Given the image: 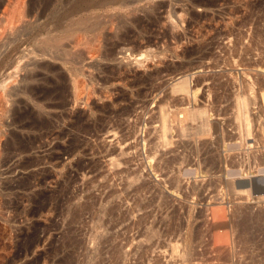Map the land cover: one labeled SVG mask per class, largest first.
<instances>
[{
  "label": "rangeland",
  "instance_id": "obj_1",
  "mask_svg": "<svg viewBox=\"0 0 264 264\" xmlns=\"http://www.w3.org/2000/svg\"><path fill=\"white\" fill-rule=\"evenodd\" d=\"M12 1L0 0L2 22L5 8L13 14L32 9L33 18L13 29H1L0 22V264H154L157 258L178 264L180 257L179 264L226 263L201 219L187 227V257L171 256L167 226L140 221L150 191L134 186L146 179L161 188L166 203L197 213L215 201L208 191L204 201L188 200L166 184L164 159L184 156L176 175L190 186L214 178L205 162L210 156L264 153V0H19L15 7ZM18 25L24 32L14 39ZM36 49L61 55L51 59ZM183 75L190 77V91L173 92ZM168 113L184 116L179 120L189 127L178 131L182 122L174 119L178 124L171 123L164 139L161 115ZM202 130L206 134L198 135ZM129 164L141 176L123 185L122 196L133 195L135 204L122 197L129 217L117 225L101 210L117 203L121 185L113 173ZM253 166L249 177L237 164L223 165L221 178L237 187L217 189V202L229 214L246 202L247 191L237 183L264 176V164ZM88 205L92 211L84 212ZM160 208L156 219L166 213ZM235 227L241 231L238 222ZM235 227L226 229L239 232Z\"/></svg>",
  "mask_w": 264,
  "mask_h": 264
},
{
  "label": "bare ground",
  "instance_id": "obj_2",
  "mask_svg": "<svg viewBox=\"0 0 264 264\" xmlns=\"http://www.w3.org/2000/svg\"><path fill=\"white\" fill-rule=\"evenodd\" d=\"M12 1V0H11ZM18 1L19 0H17L15 3H13V1L11 2L12 4V6H16V4L18 3ZM116 1V0H115ZM3 2V1H2ZM10 2V1H9ZM19 3H20V1H19ZM22 3V2H21ZM4 4V3H3ZM1 5H2V3L0 2V8H1ZM18 5V4H17ZM20 5V4H19ZM6 6H8V5H6ZM18 7V6H17ZM32 8V7H31ZM14 9V8H13ZM16 9H18V8H16ZM29 9V8H28ZM4 10V9H3ZM2 10V11H3ZM4 12V16H2V17H4L5 19H2V20H4V22H2L1 20H0V22H2V23H4L2 26H1V29L3 28H7V29H13L14 28V26L13 25H15V24H17V22L19 23L20 21H21V23L23 22L22 20H25V19H27V20H25V21H28V19H31V18H33V11H32V9H30V10H27V11H24V10H17V11H13L14 12V14L11 12V11H9V9H7V8H5V10L3 11ZM35 16V15H34ZM24 21V22H25ZM23 22V23H24ZM20 23V24H21ZM27 24H28V22H27ZM21 25H25L26 26V24H21ZM22 26V27H23ZM22 27L21 26H19L18 25V28L13 32V35H14V39H16L20 34H21V31H22ZM24 28V27H23ZM0 29V32L1 31H3V30H1ZM26 29V28H25ZM27 31V30H26ZM22 32H24V31H22ZM23 34V33H22ZM21 36V35H20ZM7 37V36H6ZM35 38H36V36H35ZM39 38V37H38ZM6 39V38H5ZM11 39V38H10ZM47 39V38H46ZM32 40H35L34 38L33 39H31V41ZM50 41V39H48L47 40V42H49ZM40 43V42H39ZM41 44H42V42H41ZM39 45V44H38ZM50 45V44H49ZM38 48V47H37ZM35 49V48H34ZM95 49V48H94ZM37 50V49H36ZM35 50V51H36ZM41 50H43V49H41ZM41 50H37L39 53H41ZM33 51V50H32ZM31 51V52H32ZM92 51V50H91ZM70 52V51H69ZM36 53V52H35ZM57 52H53V51H48V50H46V51H44L43 50V54L41 55V56H48L49 58H51V59H59V57H60V55L59 54H56ZM67 53H68V51H67ZM32 54V53H31ZM69 54V53H68ZM84 54V53H83ZM86 54V53H85ZM88 54V53H87ZM37 55H38V53H37ZM63 59V58H62ZM82 59H83V57H82ZM61 60V59H60ZM72 60H74V59H72ZM71 61V60H70ZM84 61V60H83ZM64 62V61H63ZM17 70L18 69H20V67L19 66H16L15 67ZM51 71V70H50ZM77 71V70H76ZM189 71V70H188ZM191 71V70H190ZM185 72V71H184ZM4 72H2V74H3ZM72 74V73H71ZM178 75V74H177ZM33 76H36L35 74L34 75H31V76H29L28 77V79H27V81L26 82H31L32 80H34V79H32L33 78ZM186 76H187V78H186ZM186 76H184L183 75V77H184V79L180 82V83H178V84H176V85H174L173 86V92H187L188 93V91H190V89H191V87H190V81L188 80L189 78H188V76L189 75H186ZM171 78H173V77H171ZM180 78V77H179ZM84 78H82V80H83ZM25 81V80H24ZM76 81H77V79H76ZM79 81H80V78H79ZM83 81H81V83H82ZM79 83V82H78ZM77 83V84H78ZM76 84V85H77ZM86 84V83H85ZM79 85V84H78ZM83 85V84H82ZM171 85V84H170ZM77 88H78V86H76ZM82 88V87H81ZM84 91H86L85 90V88H84ZM81 93H83L84 94V92L82 91ZM82 95V94H81ZM180 96V95H179ZM34 101H35V103H37V100H35V99H33ZM81 100H83V99H81ZM40 102V101H39ZM244 102V101H243ZM181 103V102H180ZM239 103V102H238ZM40 104V103H39ZM167 104V103H166ZM204 105V104H203ZM40 106V105H39ZM172 107V106H171ZM182 107V106H181ZM45 108V107H44ZM185 109H187L188 110V108H185ZM192 109V108H191ZM162 111V110H161ZM164 111V110H163ZM199 111H200V109H199ZM178 112V111H177ZM184 112V111H183ZM208 111H203V112H201V119L202 120H205V117H207L208 116ZM44 114V113H43ZM126 114H128V111L127 110H125L124 112H123V116L124 115H126ZM173 114V113H172ZM170 115H171V113H170ZM179 115V113H177V116ZM185 115H186V111H185ZM192 112H191V110H188V112H187V117L189 118V117H191L192 118ZM197 116H199V115H197ZM196 115H195V117L194 118H196L197 117ZM184 116H182V118H183ZM180 118V117H179ZM179 118L178 117H176L175 116V118H173L172 116L170 117L169 116V113H168V115H166V114H162L161 115V126H160V132H161V134L160 135H162L163 137H164V139H165V137H166V135L168 134V131L170 130L171 131V123L173 122L175 125H176V123L178 124V122H176V121H178L179 120ZM182 118H180V119H182ZM193 118V119H194ZM174 119L176 120L175 122H174ZM190 119V118H189ZM195 120V119H194ZM248 120H249V118H248ZM181 120H179V122H180ZM182 121H183V119H182ZM181 121V122H182ZM198 121H199V119H198ZM196 122V121H195ZM204 122V121H203ZM204 124H205V122H204ZM214 124V123H213ZM250 124H251V122L250 121H248V124H247V129L248 130H250ZM175 125H173V126H175ZM186 125H188V124H186ZM183 122L182 123H180V124H178V125H176V127L178 126H180L181 128V130L182 131H185V130H187L188 129V127L186 126ZM202 125V124H201ZM196 126H197V124H196ZM177 127V128H178ZM199 127H201V126H199ZM204 127V126H203ZM202 127V128H203ZM215 127V126H214ZM173 128V127H172ZM176 129V128H175ZM179 128L177 129L178 131L180 130ZM219 129V128H218ZM221 129V128H220ZM194 130V129H193ZM199 130V129H198ZM219 131V130H218ZM186 132H188V131H186ZM181 133V132H180ZM208 133V132H207ZM250 133V132H249ZM182 134V133H181ZM197 134L198 135H204V134H206V131L205 130H202V131H198L197 132ZM214 134V133H213ZM198 135H197V138H198ZM112 136V135H111ZM130 136V135H129ZM218 135H216V137H217ZM200 137V136H199ZM161 138V137H160ZM213 138V137H212ZM196 139V138H195ZM211 139V138H210ZM210 139H207V140H210ZM215 139V138H214ZM212 142V141H211ZM218 142H219V140H218ZM168 144V143H167ZM183 145V144H182ZM178 146V145H177ZM252 149V148H251ZM251 151V150H250ZM258 151V150H257ZM253 152V151H252ZM176 155V154H175ZM246 156V155H245ZM211 158L210 159H207L206 158V164L204 163V165H206L207 166V168L208 167H210L211 168V170L213 171V179L212 180H210L208 183H206V184H192V185H190V186H184L183 184H181L180 182H179V179H178V177H177V175H176V172H178V164L182 161H184L185 160V158H184V156H173V157H168V159L166 158V159H164V161L165 162H163L164 164L161 166V168L162 169H164V174H163V176H164V178H165V182H166V184L168 183L169 185H170V187H172V188H175L176 190H177V192L178 193H180V194H182L183 193V195L186 197V198H188V200L191 198V197H193V201H195V198H196V200H200V201H204V199L206 200V195H204L203 196V194H204V192L205 191H208V195L207 196H209L210 197V200H214L215 202H213V204H210V205H208L207 207H203L204 209H202L201 208V210L200 211H198L197 213H195V209L191 206V207H188L187 205H184V204H177V205H174V203H173V205L172 204H170V200H167L168 202H169V204H168V202L166 203V196L165 195H163L162 196V190H161V188H158L157 189V185L155 186V185H151V186H149L148 185V183H150V182H148L147 183V181H146V179H144V180H142V181H145V182H139V185H136V186H134V187H136L135 189H137V191H139V190H143V189H147L146 191H150L149 192V199H148V201L147 202H144V203H142L143 204V206H144V208L146 207V212L143 214V216L141 215V218H140V221L141 222H144V223H147V222H152L153 224H154V226H152V228H154V229H156L157 228V225H156V222L158 223V222H160V220H161V222L163 223V224H165L166 226H167V230H168V232H169V234L171 235V239L170 240H172L171 242V244L169 245V249L171 250L170 252H171V256H174L175 254L176 255H180L179 253H181L182 254V258H184V257H187V255L189 254V245H190V235H188V229H187V227H188V225H189V223H191L192 221H195V220H198V219H201V220H204V223H206L207 224V226H209V228L211 229V231L212 232H210V234H211V237H210V243L213 245L212 247H214V249L215 250H217V251H219L220 253H223L224 255H223V257H225L224 259H225V261H226V263H224V264H264L263 263V259H264V247H261V244L262 245H264L263 244V241H264V205L262 206V207H257V208H255V207H253V206H251L250 204H251V201L252 200H257V202H264V176H261V177H258V178H251L249 181H241V182H239V183H237L238 184V186H243L242 188L244 189L243 191H247V197L246 198H243V199H246V202H238L236 205H235V207H234V210H232V212L229 214L228 212H227V209H226V207L224 206V205H222L220 202H217V200H218V197L216 196V194H217V189H218V187L221 185H223V187L226 185V187H228V189H232V191L234 190V189H237V187H236V184H235V181H230L229 180V182H225L222 178H221V175H222V172H223V165L225 164L226 166H229V164H231V165H233V164H237V165H239V166H241V174H245L246 176H249L252 172H253V164L255 165L256 164V166L258 165V164H264V153H261V152H253V153H251V152H248V155L245 157V159H244V156L242 157H240L239 155H234V156H228V157H226L225 159L224 158H222L221 156H218V155H215V156H210ZM162 164V163H161ZM160 165V164H159ZM202 165V164H201ZM157 166V165H156ZM124 167H126V168H123V167H121L120 169H116V171L114 170V172L115 173H113V174H116L117 176V181H116V179H115V181H116V183H117V185H121V188L120 189H118L117 190V197L120 199H116L117 200V203L116 204H114V205H112V206H110V207H102L103 209L101 210V213L102 214H106V215H113L114 217H115V221L117 222V225H121V224H124L125 225V222L127 221V219H128V212H129V210L128 209H126L125 207H124V201H123V198L122 197H125V196H127L128 194L126 193V195H124V196H122V193H123V189L125 188V187H128V183L129 184H131V180L133 181L134 180V182H136L135 180H137V179H139L140 178V172L137 170V169H134L130 164L129 165H127V166H125L124 165ZM209 168V169H210ZM104 171V170H103ZM106 172V171H105ZM109 173V172H108ZM101 174V173H100ZM110 174V173H109ZM175 174V175H174ZM104 175H106V173L104 174ZM254 175V174H253ZM107 176V175H106ZM109 176V175H108ZM107 176V177H108ZM113 176V175H112ZM257 176V175H256ZM106 177V178H107ZM250 177V176H249ZM111 178V177H110ZM129 178L131 179V180H129ZM134 184V183H133ZM116 185V186H117ZM123 185H126L125 187L123 186ZM132 185V184H131ZM133 186V185H132ZM124 187V188H123ZM129 187H131V186H129ZM158 187H160V186H158ZM169 187V188H170ZM129 189V188H128ZM128 189H126V190H128ZM134 189V190H135ZM241 189V188H240ZM113 190V189H112ZM125 190V191H126ZM252 190L254 191V190H257V194H259L258 195V197L257 198H254V197H252ZM146 191H145V193H146ZM238 191V190H237ZM128 192H130L131 193V191H128ZM141 192H144V191H141ZM236 192V191H235ZM129 193V194H130ZM133 193V192H132ZM131 193V194H132ZM138 193H140V191L138 192ZM206 193V192H205ZM148 194V193H147ZM112 195H114V199H115V194H112L111 193V195L110 196H112ZM150 195H151V198H150ZM219 195V194H218ZM129 196H131V195H128V198H129ZM133 196V195H132ZM132 196H131V199L130 200H132V202L135 204V201H133V200H135L134 198L132 199ZM135 196V195H134ZM159 196H162L165 200H163V198H162V200H160V201H158L159 199H157V197H159ZM116 197V198H117ZM135 197H138L137 195L135 196ZM127 198V199H128ZM92 199H93V197H92ZM91 199V201H93ZM129 200V201H130ZM128 201V202H129ZM136 201H137V198H136ZM239 201V200H238ZM243 201V200H242ZM138 202V201H137ZM256 202V201H255ZM92 203H94V202H92ZM133 203H131L132 205H133ZM137 204H139V202L137 203ZM136 204V205H137ZM166 204H168V210L167 209H165L166 207L165 206H167ZM255 204V203H254ZM92 205H94V204H92ZM135 205V206H136ZM139 205H141V204H139ZM91 205H88L87 206V208H86V210H84V212L85 211H88V210H90L91 209V207H90ZM129 206V205H128ZM138 206V205H137ZM136 206V207H137ZM261 206V205H260ZM93 207V206H92ZM133 207H134V205H133ZM141 207H142V205H141ZM157 207H161V208H164L165 209V212L166 213H164V215L162 216V218H160V219H156V213H157ZM135 208V207H134ZM134 208H133V210H134ZM160 208V209H161ZM93 210H94V208H93ZM142 210V209H141ZM159 210V209H158ZM77 211V210H76ZM83 211V210H82ZM91 211H92V209H91ZM69 213H70V211H68ZM75 212L73 211V209H72V211H71V215H73V217H74V214ZM87 213V212H86ZM159 213H160V210H159ZM102 214H100L99 215V217H98V220L99 221H105V219H104V216L102 215ZM156 214V215H155ZM69 216H70V214H69ZM98 216V215H97ZM229 216V217H228ZM72 216L70 217V219L71 218H73ZM106 217V216H105ZM108 217V216H107ZM161 217V216H160ZM110 218V217H109ZM108 218V219H109ZM152 218V219H151ZM158 218V217H157ZM151 219V220H150ZM109 220H112V218L111 219H109ZM139 221V222H140ZM199 221V220H198ZM107 222V221H106ZM160 222V223H161ZM237 222L239 223V225H241V231H239V229L237 228V227H235V225L237 224ZM119 223H121V224H119ZM160 223H159V225H160ZM230 223H232V225H233V227H235L236 229H238V231L239 232H236V233H238L236 236H233V234L235 233H233V234H231L228 230H229V228L228 229H226L227 227H228V225L230 224ZM99 224H101V223H99ZM108 223H106V226H108L107 225ZM193 224V223H192ZM199 224V223H198ZM235 224V225H234ZM162 225V224H161ZM238 226V225H237ZM109 227V226H108ZM127 227V226H126ZM159 227V226H158ZM191 227V226H190ZM239 227V226H238ZM128 228V227H127ZM141 228V227H140ZM189 228V227H188ZM124 229V228H123ZM132 229V228H131ZM161 229V228H160ZM209 229V230H210ZM119 230V229H118ZM121 230V229H120ZM125 230V229H124ZM129 230V229H128ZM127 230V231H128ZM145 230V229H144ZM153 230V229H152ZM218 230H220V232H223V233H221V234H219L218 232ZM116 231V230H115ZM148 231V230H147ZM191 231V230H190ZM194 231V230H193ZM237 231V230H236ZM120 233V232H119ZM149 233V232H148ZM235 233V234H236ZM151 234V233H150ZM118 235V234H117ZM148 235V234H147ZM167 235V234H166ZM170 235H169V237H170ZM123 236V235H122ZM141 236V235H140ZM143 236V235H142ZM145 236V235H144ZM139 237V236H138ZM151 237V236H150ZM159 237V236H158ZM168 237V236H167ZM191 237H193V235L191 236ZM257 237H260L263 241H262V243H259L258 242V240L256 239ZM145 238V237H144ZM160 238V237H159ZM194 238H195V236H194ZM259 238V239H260ZM123 239V238H122ZM122 239H121V241H122ZM127 239V238H126ZM139 239V238H138ZM148 239V238H147ZM151 239H152V237H151ZM165 239H166V237H165ZM146 240V239H145ZM157 241V240H156ZM159 241H160V239H159ZM183 241H184V243H185V245H183ZM128 242V241H127ZM130 242V241H129ZM163 242H165L166 243V241H163ZM153 243H154V241H153ZM156 243V242H155ZM158 243V242H157ZM156 243V244H157ZM162 243V242H161ZM150 244V243H149ZM159 244V243H158ZM128 245H130V244H128ZM132 245V244H131ZM130 245V246H131ZM148 245V244H147ZM165 244H163L162 246H164ZM181 245H183V246H185V248H184V250L181 252V250H182V246ZM151 246H153V245H151L150 244V247ZM157 246V245H156ZM161 246V245H160ZM118 248V247H117ZM137 248V247H136ZM142 248V247H141ZM149 248V247H148ZM148 248H146V250L148 249ZM154 248H155V246H154ZM158 248V247H157ZM157 248H155L156 250H157ZM153 249V248H152ZM159 249V248H158ZM167 249V248H166ZM139 250V249H138ZM144 250V249H143ZM145 250V251H146ZM162 250V249H161ZM163 251H164V249H163ZM169 250H167V252H168ZM148 252V251H147ZM150 252H152V250L150 251ZM155 252V251H154ZM214 252V251H213ZM157 253V252H156ZM165 254H166V252H164ZM163 253V254H164ZM119 254V253H118ZM122 254V253H121ZM140 254V253H139ZM152 254V253H151ZM147 255V254H146ZM157 255V254H156ZM159 255V254H158ZM190 255H191V253H190ZM189 255V257H192V256H190ZM216 255V254H215ZM119 256V255H118ZM121 256V255H120ZM142 256V255H141ZM160 256V255H159ZM158 256V257H159ZM164 256V255H163ZM166 256V255H165ZM170 256V255H169ZM198 256V255H197ZM117 257V256H116ZM125 257V256H124ZM155 257H157V256H155ZM168 257V256H167ZM176 257V256H175ZM174 257V258H175ZM178 257V256H177ZM204 257V256H203ZM216 257V256H215ZM121 258H123V257H121ZM146 258V257H145ZM221 258H222V256H221ZM142 259V258H141ZM150 259V261L151 260H153V259H151V258H149ZM148 259V260H149ZM158 259V258H157ZM156 259V260H157ZM162 259V258H161ZM160 259V260H161ZM168 259V258H167ZM171 259V258H170ZM180 259H181V257H180ZM179 259V260H180ZM147 260V261H148ZM156 260H155V263H157L158 261H159V263L161 264V262H160V260H158L157 262H156ZM164 260V259H163ZM166 260V259H165ZM164 260V261H165ZM176 260V259H175ZM174 260V261H175ZM179 260H177V263L179 264ZM205 260V259H204ZM216 260H218V259H216ZM223 260V259H222ZM117 261H119V260H117ZM162 261V260H161ZM179 261V262H178ZM184 261V260H183ZM193 261V260H192ZM126 261H124V263H125ZM136 262V261H135ZM140 262V261H139ZM166 262V261H165ZM171 262H173V261H171ZM182 262V261H181ZM148 263V262H147ZM146 263V264H147ZM154 263V264H155ZM176 263V262H175ZM174 263V264H175ZM186 263V262H185ZM220 263V262H219ZM222 263V262H221ZM220 263V264H221ZM151 264V263H150ZM158 264V263H157ZM163 264V263H162ZM165 264V263H164ZM202 264V263H201Z\"/></svg>",
  "mask_w": 264,
  "mask_h": 264
}]
</instances>
